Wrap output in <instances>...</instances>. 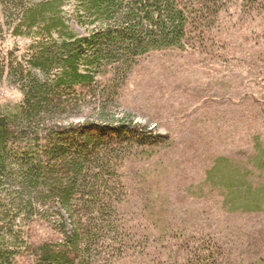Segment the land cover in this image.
I'll return each mask as SVG.
<instances>
[{"label":"trees","instance_id":"obj_1","mask_svg":"<svg viewBox=\"0 0 264 264\" xmlns=\"http://www.w3.org/2000/svg\"><path fill=\"white\" fill-rule=\"evenodd\" d=\"M234 12L264 47V0H0V85L22 96L15 112L0 110V264H234L212 237H155L167 225L159 216L124 212L125 168L170 144L133 120L109 121L142 57L204 51ZM4 32L28 42L22 52L4 50ZM256 144L250 162L264 173ZM207 181L229 212H264V183L227 159ZM40 223L56 239L36 242Z\"/></svg>","mask_w":264,"mask_h":264},{"label":"rangeland","instance_id":"obj_2","mask_svg":"<svg viewBox=\"0 0 264 264\" xmlns=\"http://www.w3.org/2000/svg\"><path fill=\"white\" fill-rule=\"evenodd\" d=\"M237 14L221 35L207 36L204 51L189 45L142 57L109 121L133 120L170 144L125 168L130 202L124 212L159 216L168 226L153 232L155 237H166L167 228H185L212 237L234 264H264V212H229L222 191L207 181L217 160L227 159L255 184L264 183V173L250 162L256 143L264 147V47L252 43L248 24ZM3 38L5 51L22 52L28 43L6 32ZM21 98L7 83L0 85L3 113L15 112ZM32 234L36 242L56 239L43 223Z\"/></svg>","mask_w":264,"mask_h":264}]
</instances>
